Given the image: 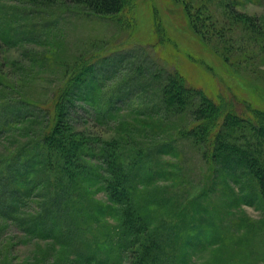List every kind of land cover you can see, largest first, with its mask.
Masks as SVG:
<instances>
[{
  "label": "rangeland",
  "instance_id": "obj_1",
  "mask_svg": "<svg viewBox=\"0 0 264 264\" xmlns=\"http://www.w3.org/2000/svg\"><path fill=\"white\" fill-rule=\"evenodd\" d=\"M62 1L0 0V79L11 87L10 94L29 99L28 106L45 101L81 55L97 53L86 58L92 64L88 78L66 97L73 127L103 140L123 139L129 149L127 160L134 163L129 165L131 177L142 180L136 196L145 183L162 193L158 202L166 199V192L174 196L176 204L165 206L170 210L167 214L164 206L154 204L151 215L164 225L161 232L172 242L179 236L188 239V264H264V199L255 193L254 178L245 168L230 171L203 158L193 139L179 135L194 119L190 111L164 107L161 102L162 77L171 71L217 102H234L239 115L248 116V105L264 110V0H129L124 26L114 18L87 13L81 3ZM27 105H19L18 113L29 110ZM16 127L22 129L23 122ZM29 137L2 134L0 155L9 154ZM158 168L164 171L155 175ZM51 174L38 179H53ZM90 190L92 199L107 200L99 183ZM38 192L21 207L23 212L39 210ZM67 192L59 194L62 200ZM4 193L1 197L8 201ZM194 196L201 206L192 205L198 203ZM247 199L252 204L243 201ZM180 201L186 204L182 208ZM51 206L55 209L58 204ZM198 216L207 217L211 225L199 222ZM65 221L73 224L68 215ZM99 223L105 226L92 231L94 237L101 232L114 236L117 221L107 217ZM0 224L4 264H103L104 257L109 258L105 264H113L117 256L120 263L126 261L124 251L118 254L116 247H101L92 261L84 262L65 247L25 234L15 221L0 219ZM74 229L68 235L76 236ZM208 239L213 243L203 247ZM168 252L172 258L163 262L171 264L178 259L174 257L178 248Z\"/></svg>",
  "mask_w": 264,
  "mask_h": 264
},
{
  "label": "trees",
  "instance_id": "obj_2",
  "mask_svg": "<svg viewBox=\"0 0 264 264\" xmlns=\"http://www.w3.org/2000/svg\"><path fill=\"white\" fill-rule=\"evenodd\" d=\"M29 1L57 4L59 0ZM63 1L62 3H81L88 8L87 13L108 19L114 18V22L119 26H124L125 14L130 10L129 0ZM157 23L154 25L158 29ZM23 38L29 37L25 35ZM96 55L97 53H91L84 58L81 55L52 96L31 106L27 105V102H31L29 99L12 96L11 87L0 79V110L9 112L0 113L3 118L0 123V136L6 132L15 137L30 136L21 140L9 154L0 155V219L3 223L8 220L15 221L25 234L49 240L53 246L65 247L68 253L84 262L92 261V256L97 254L95 252L101 250L98 248L116 247L118 254L124 251L122 256L126 257V261L120 263L117 256V261L113 264H167L163 261L165 258H172L168 251L176 246L178 252L174 257L178 259L173 260L171 264H188V239L179 236L172 242L161 232L165 228L164 225L159 226L160 221L154 222V216L151 215L150 207L154 204L164 206V214L169 212L165 206L176 204L173 201L174 196L166 192V199L162 197L158 202L157 198L161 197L162 193L148 189L147 183L141 194L144 191L148 194L136 196L142 180L131 177L130 166L134 163L127 160L129 149H126L123 139L114 137L103 140L86 134L76 130L68 117L66 97L68 99L75 85L88 78L92 64L86 58H94ZM162 78L161 102L164 107L178 111L189 110L194 118L187 129L179 130V135L193 139L201 150L202 157L213 164L226 166L230 171L245 168L255 180L256 195L264 199V110L248 105V116L244 117L233 110L234 102H217L211 99L201 90L187 86L177 72L166 71ZM22 103H25L29 110L19 114L18 108ZM22 122L23 128H17L18 123ZM2 165L6 167L5 170H2ZM163 171L158 168L154 174ZM49 172L54 173L51 174L53 179H38ZM228 176L230 174L225 175L226 178ZM96 183H99L105 192V202L92 199L90 188ZM10 186V193L3 191L5 187ZM36 189L39 191L36 194L40 198L39 210L34 213L23 212L21 207L26 206ZM65 189L69 192L62 200ZM3 193L9 198L8 201L1 197ZM245 195L240 196L244 198ZM193 198L198 203L192 205L201 206L197 200L199 197ZM243 201L252 204L248 199ZM53 202L58 204L55 209L51 206ZM184 205V201H180L179 208ZM3 206L6 207L5 210ZM66 207L69 210H66ZM204 211L207 212L203 210V214ZM67 215L71 217L72 225L65 221ZM174 216L179 217L177 214ZM107 217L118 223L113 228L114 236L109 232H101L100 236L94 237L96 232L92 231L105 226L104 219ZM198 217L199 222L211 225L206 221L207 217ZM193 218L195 219L194 215ZM100 221L104 224H100ZM163 223L169 225L165 220ZM89 224L91 227H87ZM194 225L195 223H192L190 228ZM196 225L199 226V223ZM176 227L178 226L174 225V228ZM74 228L77 229V235H68V231L75 230ZM1 230L0 224V233ZM201 233L206 238L202 231ZM211 243V240L204 241L203 247ZM116 252H113V256ZM1 259L4 257L0 258V264H4ZM108 259L104 257L103 264Z\"/></svg>",
  "mask_w": 264,
  "mask_h": 264
}]
</instances>
